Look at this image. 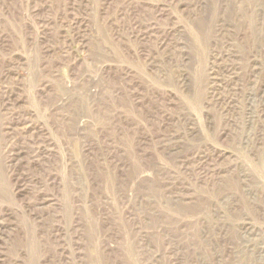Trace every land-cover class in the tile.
<instances>
[{
    "label": "rangeland",
    "instance_id": "obj_1",
    "mask_svg": "<svg viewBox=\"0 0 264 264\" xmlns=\"http://www.w3.org/2000/svg\"><path fill=\"white\" fill-rule=\"evenodd\" d=\"M0 264H264V0H0Z\"/></svg>",
    "mask_w": 264,
    "mask_h": 264
},
{
    "label": "bare ground",
    "instance_id": "obj_2",
    "mask_svg": "<svg viewBox=\"0 0 264 264\" xmlns=\"http://www.w3.org/2000/svg\"><path fill=\"white\" fill-rule=\"evenodd\" d=\"M230 77V76H229ZM233 77V76H232Z\"/></svg>",
    "mask_w": 264,
    "mask_h": 264
}]
</instances>
